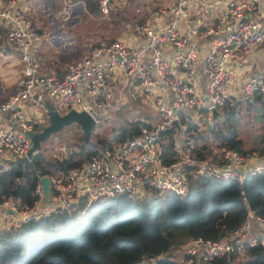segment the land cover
Segmentation results:
<instances>
[{
  "label": "built area",
  "instance_id": "obj_1",
  "mask_svg": "<svg viewBox=\"0 0 264 264\" xmlns=\"http://www.w3.org/2000/svg\"><path fill=\"white\" fill-rule=\"evenodd\" d=\"M98 2L100 11L109 14L129 0ZM204 6L212 10H202L197 0H165L136 26L135 43L119 38L102 41L56 74L42 71L44 33L24 2L0 0V31L5 30V42L15 49L21 63L17 86L0 100V175L13 159L27 156L31 139L25 131L41 125L27 115L37 120L46 117L49 100L59 110L56 99L67 107L61 112L85 109L96 123L113 117L128 89L155 110L147 113L149 117L143 114L145 122L137 130L129 129L132 138L128 130L125 137L99 146L81 165L53 176L50 201L44 197L41 175L34 186L33 205L2 196L0 230L42 214L70 212L79 200L74 196L81 193L88 198L121 193L141 196L153 191L184 195L192 169L240 183L248 174L264 169V154L249 149L242 152L221 146L219 156L211 161L194 159L189 153L199 131L210 135L213 123L224 119L223 107H235L257 93L264 95V68L253 70L247 59L264 43V0H207ZM118 78L120 85L115 83ZM213 108L218 110L216 119ZM8 115L17 126L9 123ZM172 127L182 158H165V130ZM241 194L246 200L243 189ZM258 232L264 234V214L248 206L236 230L221 238L199 235L180 244L179 264H204L229 252L243 254L247 246L259 240L264 243ZM162 255H142L132 264H152Z\"/></svg>",
  "mask_w": 264,
  "mask_h": 264
},
{
  "label": "trees",
  "instance_id": "obj_2",
  "mask_svg": "<svg viewBox=\"0 0 264 264\" xmlns=\"http://www.w3.org/2000/svg\"><path fill=\"white\" fill-rule=\"evenodd\" d=\"M84 1L89 10L100 11L98 0ZM246 116L250 124L245 122ZM223 117L213 123L210 135L200 131L196 139L216 140L220 146L245 152L248 149L240 124L260 125L251 148L264 154L263 94L257 93L235 107H223ZM141 122L145 121L137 118L114 123L110 138H96L63 158L40 150L32 161L11 164L0 175V198L11 196L24 206L33 205L34 186L40 175L55 176L66 167L79 166L99 146L125 137L128 129L134 132ZM174 131L167 128L165 133L171 137ZM171 147V143L164 147L166 159H170ZM198 154L201 157L204 152ZM73 206L70 212L42 214L0 230V264H132L142 255L160 253L162 257L152 264H179L178 247L188 239L199 235L217 239L236 230L248 206L264 214V169L248 174L241 183L232 178L191 174L184 195L153 191L140 197L121 193L87 198L84 194ZM234 262L264 264V243L259 240L247 246L243 254L229 252L204 264Z\"/></svg>",
  "mask_w": 264,
  "mask_h": 264
},
{
  "label": "rangeland",
  "instance_id": "obj_3",
  "mask_svg": "<svg viewBox=\"0 0 264 264\" xmlns=\"http://www.w3.org/2000/svg\"><path fill=\"white\" fill-rule=\"evenodd\" d=\"M22 1L25 5L28 4V7L26 5L27 11L31 19L36 23L42 33L49 32L50 37H53V35L62 36L63 32H68L70 35H73L74 39L65 37L61 41H57V44H60L61 49L58 53L59 59L64 56V58H62L63 63L68 60L71 62V54L75 51L76 55L73 57V60L88 54L89 49L96 47L98 43L102 41H112L117 38L123 40L130 38L134 35L135 28L140 23V21L153 12L158 6L162 5L165 0H153L157 1V3H153L152 0H129V2H127L125 5H121L120 7H115L112 9L109 14H103L101 11L97 10H89L84 0ZM142 1H145L144 4ZM73 3H77L76 7L81 13L79 21L77 22H75L77 20L75 17L76 14H71L69 12V7ZM61 28H63V31L61 30L60 32ZM4 31L5 30L0 31V80L5 91L10 92L13 91L17 86L21 77V63L19 55L16 53L15 49L5 42V36L3 35ZM66 45L68 46L67 57H65L66 54L63 52L65 50L63 46ZM3 47H5V50L2 49ZM257 49L258 48L256 47L254 52ZM56 101L60 110L67 108L63 103L61 104L59 102V99H56ZM146 110L155 112L153 105L145 102L141 97L136 98L131 95V98H128V96H126L123 99V103L117 109H115L114 116L112 115L114 117V121H106L107 118H104L97 123L96 127L91 132L90 137L92 141H94L96 138L98 139L99 137L110 138L113 134L114 126L112 127V125L114 123L116 125L119 123V121H134L136 120V117H140L145 114ZM27 116L30 120H36L41 124L47 123L48 121L47 116L41 120H37V118L31 114H28ZM245 122L250 124L251 119L249 116H246ZM254 123L255 122H253V124ZM240 126L242 128V136L245 140V148L249 149L250 151H258L251 148V146L255 144V134L257 133V128L260 129V125L252 127L249 125L240 124ZM39 128L40 126L38 129ZM97 132L99 133L98 136L96 135ZM199 134L200 133H197L195 136L192 151L189 150L192 158L199 159L200 156L198 152L201 151L204 152V155L201 157H204L208 161L217 158L221 151V146L219 143L216 140L207 141V139H196ZM175 138V135H172L171 137L168 136V138L163 142V149L170 143L172 145L168 152L170 159L182 158L184 156V153L177 149L175 145ZM177 139L179 142H183L180 137H177ZM83 140L84 134L82 130L77 124L73 123L63 127L60 132L53 133L51 136H49L42 143L41 150L48 154V156L63 158L89 144L85 143L82 147H80L79 143ZM204 143L209 144V146L203 147L202 145ZM87 160L88 158L85 159V161ZM196 173L197 171L195 169L189 170L188 177L191 174L193 175ZM130 196L140 197V195ZM179 255L181 256V253Z\"/></svg>",
  "mask_w": 264,
  "mask_h": 264
},
{
  "label": "water",
  "instance_id": "obj_4",
  "mask_svg": "<svg viewBox=\"0 0 264 264\" xmlns=\"http://www.w3.org/2000/svg\"><path fill=\"white\" fill-rule=\"evenodd\" d=\"M245 101H249V98L246 97ZM213 111V119L218 117V110L216 108L212 109ZM47 123H43L40 125V128L37 130H29L27 129L25 133L31 139V145L29 147L27 156L22 158L18 157L13 159V163H18L20 161H32L34 159L35 154L42 149V143L53 133L60 132L63 127L71 125L73 123L77 124L79 128L82 130L84 134V140L79 143L80 147H82L85 143H92L91 132L96 127L97 123L93 115L85 110V109H75L71 108L65 112H61L54 104H47ZM174 124H178L177 119H174ZM129 136L132 138V132L129 131ZM44 197L46 200H51L50 193V177L45 174L40 177ZM259 237L263 238V232H258Z\"/></svg>",
  "mask_w": 264,
  "mask_h": 264
},
{
  "label": "crops",
  "instance_id": "obj_5",
  "mask_svg": "<svg viewBox=\"0 0 264 264\" xmlns=\"http://www.w3.org/2000/svg\"><path fill=\"white\" fill-rule=\"evenodd\" d=\"M207 2V0H197V3H198V7L199 8H201L202 10H212L211 8H205V6H204V4ZM77 3H73V4H71L70 5V13L71 14H76L75 15V17L77 18V20L75 21V22H77V21H79V18H80V11H79V9L76 7L77 5H76ZM27 5V7H28V4H26ZM30 7V6H29ZM30 9H31V7H30ZM205 14H207V16H208V14H209V12H205ZM61 30L63 31V28H61L60 29V32H61ZM66 32V31H65ZM57 36H60V35H57ZM56 35H53V37H50V33L49 32H47V33H44V38L41 40L42 41V45H41V53H40V62H41V67H42V71L43 72H45V73H56V74H60V73H62L63 71H64V68H65V66L68 64V63H70V61L68 60V61H66V62H63L62 63V58H64V56L63 57H61L60 59H59V51L61 50L60 49V44L58 45L57 44V41H61L63 38H65V37H67V38H72V39H74V37H73V35L71 34L70 35V33H64L63 32V35L62 36H60V37H57ZM64 36V37H63ZM46 38V39H45ZM50 40V41H49ZM125 41H127V42H129V43H135L136 42V40L134 39V37L133 36H131L130 38H126V39H124ZM51 44H50V43ZM53 45V46H52ZM72 46V45H71ZM63 48L65 49L63 52H64V54H66V56L65 57H67V52H68V46L66 45V46H63ZM258 49L254 52H252V54L247 58L248 60H249V64H251V67L253 68V70H256V69H258V68H264V43H262V44H260L258 47H257ZM14 50V49H13ZM73 50H74V48H73ZM76 52V51H75ZM75 52H73L72 54H71V61H73V57L76 55V53ZM17 53V52H16ZM18 54V53H17ZM117 85H120L122 82H121V78H118L117 80H116V82H115ZM12 91H5V89H4V87H2V85H1V80H0V99L2 100V99H4L5 97H7L10 93H11ZM131 93H130V91H129V89L128 90H126V91H124L123 93H122V97H126V96H128V98H131V95H130ZM133 96V95H132ZM133 97H135V96H133ZM48 103H52V101L51 100H49V101H47ZM244 102H246V101H243V102H239L238 103V105H241V104H243ZM47 103V104H48ZM122 103H123V101H122ZM121 103V104H122ZM53 104V103H52ZM120 104V105H121ZM237 105V106H238ZM145 112V111H144ZM148 112H150L149 110H146V113H145V115H148V117H149V114H147ZM115 113V112H114ZM45 114H46V112H45ZM46 116H47V114H46ZM114 116V115H113ZM142 117H143V115L142 116H140V117H136V119L137 118H139V119H141V120H143L142 119ZM8 120H9V123L10 124H12L13 126H17V123H16V121H14V119L12 118V117H9V115H8ZM114 120V117H111L110 119H109V121H113ZM129 130V129H128ZM127 130V131H128ZM130 131V130H129ZM45 175V174H44ZM49 177H50V193H51V199H52V194H53V190H52V188H51V178L54 176H50L49 174H47ZM41 177V176H40ZM41 181V180H40ZM42 189H43V187H42ZM44 193V192H43ZM85 194V193H84ZM83 193H81V194H78V195H76V196H74V199L77 197V198H80L81 196H83L84 195ZM86 196H87V198H88V195L86 194ZM41 207H42V205H41Z\"/></svg>",
  "mask_w": 264,
  "mask_h": 264
}]
</instances>
